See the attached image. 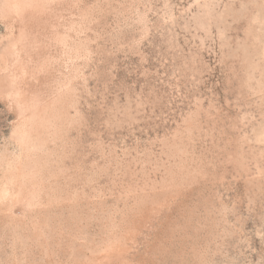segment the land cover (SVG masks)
Here are the masks:
<instances>
[{
	"label": "rangeland",
	"instance_id": "374dc122",
	"mask_svg": "<svg viewBox=\"0 0 264 264\" xmlns=\"http://www.w3.org/2000/svg\"><path fill=\"white\" fill-rule=\"evenodd\" d=\"M2 5L0 264H264V0Z\"/></svg>",
	"mask_w": 264,
	"mask_h": 264
},
{
	"label": "bare ground",
	"instance_id": "6f19581e",
	"mask_svg": "<svg viewBox=\"0 0 264 264\" xmlns=\"http://www.w3.org/2000/svg\"><path fill=\"white\" fill-rule=\"evenodd\" d=\"M5 1V0H4ZM7 6V5H6ZM5 5H2L0 6V15L1 16H9L10 13H12V9L11 8H8L6 7ZM18 92V91H17ZM21 96V93L18 92L16 93V98L20 97Z\"/></svg>",
	"mask_w": 264,
	"mask_h": 264
}]
</instances>
